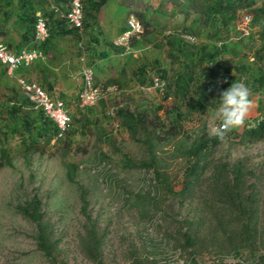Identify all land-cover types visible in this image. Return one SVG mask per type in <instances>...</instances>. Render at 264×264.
I'll return each mask as SVG.
<instances>
[{
  "label": "rangeland",
  "instance_id": "rangeland-1",
  "mask_svg": "<svg viewBox=\"0 0 264 264\" xmlns=\"http://www.w3.org/2000/svg\"><path fill=\"white\" fill-rule=\"evenodd\" d=\"M25 1L36 12L49 10L47 0ZM158 2L107 0L99 11L98 25L87 23L83 28L81 42L77 43L78 40L72 34L55 38V46L41 60L25 70L12 72L14 76H21L38 85L51 98L61 96L62 92L61 99L68 114L70 118L77 119V123L69 124L73 131L68 138L69 150L65 156L61 151L63 140L53 143L50 140L44 145L40 140L36 144L42 146V152L24 154L25 143L22 140L28 141L26 131L20 127L16 133H11L0 117V148L6 149L10 161L9 165H0V264H47L35 246V222L16 209L18 205L30 202L33 196L40 200L39 210L43 221L51 227V238L56 243L57 255L63 264H92L84 251L91 232L99 236L101 258L107 264H131L133 261L142 264H192L187 250H180L177 246L180 243L177 239L180 240L178 221L184 217L195 219V202L183 200L178 205L177 198L165 190H159L153 169L145 170L131 165L148 159L145 147L130 140L125 129L115 126L114 121L105 116L100 108H81L76 101L79 89L78 51L79 45H82L94 83L104 86L105 82L113 78L115 81L110 83L127 91L126 94L115 93L116 97L109 101L120 103L126 100L131 110L139 107L145 109L150 117L153 116L158 104L155 102L157 92L151 88L142 92L136 86L140 79L143 80L146 71L156 72L162 67L177 66L171 63V58L166 54L165 36L182 27L181 19L175 16L166 18L165 23L152 18L151 11ZM263 2L254 0L253 6ZM23 6L22 0H0V19L5 18V23L0 26V30H3L0 38L12 49L18 45L23 30L15 21L24 10ZM4 10L6 15H2ZM141 12L147 16L149 23L142 25L143 33L138 38H131L132 44L129 40L127 50L107 44L110 35L120 34L127 28L126 19L129 15L139 20L137 14ZM243 12L236 10L229 25L228 42H238V46L217 57L219 68L215 72L220 73L229 63L243 61L253 65V49L258 46L255 34L257 26H251L250 38L237 37L234 32V26ZM195 42L196 47L213 45L212 40L204 34L197 36ZM204 65L205 61L197 64L196 75L189 89V95L193 98L198 96L200 83L206 86L215 83L210 75L202 73ZM44 67L45 77L42 70ZM260 68L264 76V61ZM241 77L245 78L246 73H242ZM52 78L53 82L50 81ZM21 95L14 79L4 73L0 66V116L5 115L6 108L16 98L19 100ZM250 98L252 105L247 119L256 114L258 101L264 100V85L257 93L251 91ZM218 99L219 96L207 97L200 111H191L181 106L183 134L163 140L156 147L155 167L168 178L175 177L172 181L175 188L180 186L179 179L188 162L182 154V148L200 134L204 138L210 137L209 130L215 122L213 113ZM161 101L170 106L175 99L169 96ZM30 108L32 115L37 114L38 108L33 106H26L22 111L27 113ZM162 111L158 110L157 114L166 121L167 117L161 114ZM94 120H97L98 128L109 131L113 137L112 142H102L96 138L91 123ZM241 128L228 132L223 139L217 138V143L207 152L206 161L223 160L232 163L242 160L247 168L256 173L257 187L262 195L261 209H264V140L239 143L234 133H238ZM66 162L77 166L72 182L66 179ZM206 174L207 168L204 176ZM80 191H83L86 200L84 206L80 200ZM155 191H158L161 200L156 205L157 210L153 211L144 197L146 193L152 196ZM202 228L199 226L200 230ZM240 252L238 258L223 256L202 246L201 251L195 255V264H213L218 261L226 264L239 261L253 264L246 250ZM257 252L264 254V247H259Z\"/></svg>",
  "mask_w": 264,
  "mask_h": 264
},
{
  "label": "trees",
  "instance_id": "trees-1",
  "mask_svg": "<svg viewBox=\"0 0 264 264\" xmlns=\"http://www.w3.org/2000/svg\"><path fill=\"white\" fill-rule=\"evenodd\" d=\"M82 1L85 6L82 4V30L80 33L68 28L64 19L56 15L49 8V5L48 11L37 10L45 18L48 36L44 41L35 43L31 42V39L36 11L29 2L26 4V1L22 0L24 10L15 21L23 30L20 33L19 43L13 50L28 45L38 49L45 55L55 46V38L70 34L76 37L77 43L81 42L83 28L87 23L93 26L98 25L99 11L107 0H81V3ZM253 2L254 0H159L157 6L151 11L152 18L165 23L166 18L175 16L181 19L182 27L180 30H176L177 32L172 30L165 36L166 54L171 58V63H176L177 66L172 68L162 67L157 69L156 72L153 70L164 82L163 94L155 100L158 104L153 111V116L150 117L145 109L139 107L131 110L126 100L121 101L119 104L118 102H110V99H101L93 106L84 107L92 108L96 106L100 108L101 112L103 111L105 116L110 117L116 126L125 129L130 140L145 147L148 159L141 161L139 164L131 165L145 170L153 169L154 180L158 183L159 190H165L167 194L175 199L177 198L176 203L178 205L183 200L195 202L196 206L193 208V216L196 215L195 219L184 217L178 221L180 240L177 239V241H180L177 246L180 247V250H187L189 262L192 264H195V255L201 251L202 246L210 251L217 252L219 255L236 258L240 257V251L244 249L253 264H264V254H257V249L264 247V242H262L264 240V209H261L262 195L260 196V190L256 183L258 178L256 173L247 168L246 164L240 159L232 163L223 160L206 161L207 152L213 144L217 143V137L204 138L200 134L182 148V154L187 157L188 162L183 168L178 188H175L172 183L175 177L168 178L165 173L159 172L155 167L156 147L163 140L176 138L184 132L181 122V106L191 111H200L203 107V101L207 97L218 96L220 90L226 89L234 81H244L250 90L255 93L263 87L264 76L260 67L264 61V2L259 6H253ZM54 4L59 6L60 11H64L67 0H54ZM238 9L244 10L243 13L249 15L250 26H257L255 34L258 39V46L253 49L251 61L253 65H250V62L243 61L229 63L224 69H221L220 73L215 72V69L219 68L217 57L238 46V42H228L229 25ZM6 14L7 12L4 10L2 15ZM137 17L141 25L149 23L143 12L138 13ZM84 18H86V22H84ZM1 23H5L4 17L0 19V26ZM2 32L3 30H0V34ZM180 33H190L196 38L204 34L207 39L212 40L213 45L203 44L196 47V42H184L179 36ZM246 37L250 38L251 32ZM130 41V44H132L133 40ZM217 42H220V44L217 45ZM107 44L113 45L112 42H107ZM78 54H80L79 51ZM204 61L205 65L201 71L210 75L215 83L213 86L200 83L198 96L193 98L189 95V89L196 75L197 64L200 65ZM0 66L5 73V67L1 64ZM29 66L19 67L15 71L25 70ZM43 71H45V67ZM242 73H246L245 78L241 77ZM43 75L46 76L45 73ZM145 78L146 73L143 80H139L138 85L143 84ZM225 80L226 82L217 83ZM112 81H115V79L110 78L103 85L113 84L110 83ZM119 89L123 90L121 93H127L125 89ZM169 96H172L175 102L170 106L162 104L161 99H166ZM26 106H32V104L22 94L19 100L16 98L6 108V114L0 117L3 118L5 121L3 124L11 133H16L20 127L26 131L28 141L22 140L25 143L24 154L42 152V146L36 143L40 140L43 145L49 143L56 132V128L39 108L35 115L31 114L32 108L29 109V112L24 113L22 110ZM110 106H115L113 114L108 113V107ZM160 109L163 110L161 114L167 117L166 121L162 120L161 116L157 114ZM255 113L250 119L246 120L238 133H234L239 143H255L264 140V100L258 101ZM96 121L91 122L96 138L102 142H112L113 137H111L109 131L98 128ZM71 123H77V119L69 116L65 131L56 140L64 141L61 146L63 156L69 150L67 147L68 138L73 131L69 127ZM19 137L21 138V135ZM101 157L104 158V155L101 154ZM201 162L202 164H200ZM3 164L9 165L10 161L8 152L4 147H1L0 165ZM64 165L66 167V179L72 182L77 166L71 162H66ZM206 168L207 174L204 176ZM251 178L253 181H250ZM139 195L137 194V196ZM146 195L144 198L149 204V208L156 211L158 208L156 205L161 200L159 199L160 194L155 191L152 196L148 193ZM79 196L83 206L86 205L83 191H80ZM39 207L40 200L33 196L30 202L18 205L16 209L24 217L35 222V246L46 259L47 264H63L57 255L56 243L51 238V227L43 221ZM199 226H203V228L200 230ZM172 231L176 232V230ZM99 243V236L95 232H91L84 245V251L92 264H107L101 258ZM131 264L142 263L133 261ZM213 264L226 263L218 261ZM233 264L243 263L234 262Z\"/></svg>",
  "mask_w": 264,
  "mask_h": 264
},
{
  "label": "built area",
  "instance_id": "built-area-1",
  "mask_svg": "<svg viewBox=\"0 0 264 264\" xmlns=\"http://www.w3.org/2000/svg\"><path fill=\"white\" fill-rule=\"evenodd\" d=\"M49 8L52 9L56 15L63 18L67 27L76 30L78 33L82 30V3L81 0H67L66 8L64 11L59 10V6L54 4V0H47ZM127 28L123 30L113 41L112 44L116 47L127 50L129 40L131 38H138L142 32V25L129 15L126 19ZM237 37H246L250 33V17L243 13L236 25L234 26ZM169 33V32H168ZM48 36V27L45 18L40 12H35L32 39L31 42H42ZM180 38L187 43H195L196 37L190 33H180ZM80 44V43H79ZM220 42L217 43V45ZM79 70L78 80L79 89L76 93V101L79 107H89L95 105L101 99H110L116 97L123 90L119 89L114 84L99 86L94 83L91 67L86 63L84 57V50L82 45H79ZM42 52L38 49L29 47L28 45L21 46L13 50L0 38V64L5 67V73L14 79L17 87L20 89L23 96L27 99L32 106L41 109L43 115L47 117L55 126L56 132L51 138V142H55L60 138L65 131L69 122V114L64 105L63 100L59 97L51 98L42 88L38 85L25 80L21 76H14L12 74L19 67H27L36 60L43 58ZM146 88L154 89L158 96H161L164 91V82L152 70L146 72L145 82L137 85L136 89L144 92ZM118 92V93H117ZM121 103V102H120ZM119 103V104H120ZM115 106L108 107V113L113 114ZM116 126V124H115ZM241 262V261H239Z\"/></svg>",
  "mask_w": 264,
  "mask_h": 264
},
{
  "label": "clouds",
  "instance_id": "clouds-1",
  "mask_svg": "<svg viewBox=\"0 0 264 264\" xmlns=\"http://www.w3.org/2000/svg\"><path fill=\"white\" fill-rule=\"evenodd\" d=\"M225 81H218L223 83ZM218 104L213 113L215 122L209 135L223 139L233 129L242 127L248 118L252 105L251 90L244 81H234L218 92Z\"/></svg>",
  "mask_w": 264,
  "mask_h": 264
},
{
  "label": "crops",
  "instance_id": "crops-1",
  "mask_svg": "<svg viewBox=\"0 0 264 264\" xmlns=\"http://www.w3.org/2000/svg\"><path fill=\"white\" fill-rule=\"evenodd\" d=\"M118 35H119L118 33H114L113 35H110V39H109L108 42H112L113 39L116 38ZM111 36H112V37H111ZM42 70H43V69H42ZM43 73H45V71H44ZM43 77H45V76H43ZM93 78H94V77H93ZM50 81L53 82V78H52ZM29 82H30V81H29ZM49 83H50V82H49ZM50 84H51V83H50ZM60 94H61V96H62V92H60ZM58 96H60V95H58Z\"/></svg>",
  "mask_w": 264,
  "mask_h": 264
}]
</instances>
